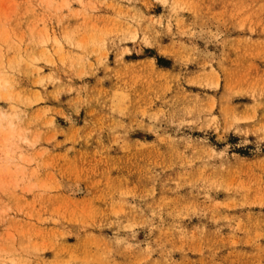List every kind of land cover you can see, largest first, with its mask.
<instances>
[{"label": "rangeland", "instance_id": "1", "mask_svg": "<svg viewBox=\"0 0 264 264\" xmlns=\"http://www.w3.org/2000/svg\"><path fill=\"white\" fill-rule=\"evenodd\" d=\"M0 264H264V0H0Z\"/></svg>", "mask_w": 264, "mask_h": 264}, {"label": "bare ground", "instance_id": "2", "mask_svg": "<svg viewBox=\"0 0 264 264\" xmlns=\"http://www.w3.org/2000/svg\"><path fill=\"white\" fill-rule=\"evenodd\" d=\"M76 189H77V188H76ZM77 191H79V193H80L81 189L79 188ZM77 191H76V192H77Z\"/></svg>", "mask_w": 264, "mask_h": 264}]
</instances>
